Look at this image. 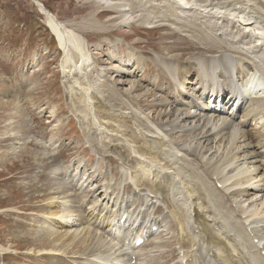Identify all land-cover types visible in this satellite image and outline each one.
Here are the masks:
<instances>
[{
	"label": "bare ground",
	"instance_id": "1",
	"mask_svg": "<svg viewBox=\"0 0 264 264\" xmlns=\"http://www.w3.org/2000/svg\"><path fill=\"white\" fill-rule=\"evenodd\" d=\"M32 1L62 52L64 79L77 88L90 65L87 41ZM93 1L109 13L98 30L161 28L166 38L177 37L171 50L185 40L201 54L185 59L164 50L153 61L131 56L127 64L99 70L118 78L122 96L142 92L138 96L149 100L140 113L117 115L104 100L94 104L102 119L88 133L89 147L101 155L116 150L131 178L111 172L108 179L81 160V178L62 189L49 182L57 195L44 216L52 231L36 241L41 250L34 255L63 257L64 264H169L165 251L174 242L178 264H264V0ZM149 63L163 71L173 92L143 84ZM247 83L259 92L243 89ZM83 90L86 96L91 89ZM82 107L92 116V107ZM135 121L141 132L130 125ZM81 193L92 199L89 208ZM148 207L155 208L153 216ZM140 238L145 244L137 246Z\"/></svg>",
	"mask_w": 264,
	"mask_h": 264
},
{
	"label": "rangeland",
	"instance_id": "2",
	"mask_svg": "<svg viewBox=\"0 0 264 264\" xmlns=\"http://www.w3.org/2000/svg\"><path fill=\"white\" fill-rule=\"evenodd\" d=\"M39 1L46 11L58 21L77 29L74 33L79 34L82 41H87L90 65L85 72L88 74L79 76L81 85L71 87L63 77L62 52L46 26L45 16L37 3L32 0H0V248L6 250L4 257L0 256V264L64 262L63 257L62 262L60 257H36L33 252L41 250V247L34 245L36 241L52 231V225L44 216L51 214L53 209L47 205L57 195L50 193L47 184L53 182L56 189H62L61 185L65 187L76 177L81 178V169L77 167V162L81 160L89 170L98 169L97 173L104 174L108 179L112 176L111 172L117 178L119 175L124 179L131 178L116 160V150H111L114 152L111 155H101L95 148L89 147L90 132L100 125L102 119L95 112V103L104 100L108 112L117 115L121 112L130 114L131 110L140 113L149 102L146 97L142 96V99L138 96L142 92L134 93L129 99L122 96L124 93L120 89L123 86L118 85V78L111 80L108 74L100 75L99 70H104L111 63L115 68L127 64L131 56L142 61L143 58L153 61L154 56L163 54L164 50L175 52L170 47L172 43H179L177 37L166 38L161 28L138 26L132 30L124 29L127 32L122 33L115 28L107 32L105 29L98 30L105 25L109 13L103 5L93 0ZM117 39L121 44L116 45ZM175 54L187 59L199 56L201 51L184 40ZM113 56L117 60L110 61ZM143 67L144 85L154 86L158 93L159 89H164L165 93L173 92L167 85L169 80L162 75L163 71L155 69L150 63ZM86 87L91 90L85 96L83 89ZM85 98L89 103L85 104ZM86 105L92 107L94 116L81 113V109H84L82 106ZM130 125L136 133L143 129L136 121ZM174 181L175 178L172 182L182 186L180 180H176L179 183ZM126 186L130 193L131 185ZM78 199L86 201V194H79ZM91 202L92 199L86 201L88 208ZM143 207L146 208V205ZM147 209L148 216H153L155 208ZM167 246L165 254H171L169 264H178L179 246L174 242ZM159 260L160 257H157L156 261Z\"/></svg>",
	"mask_w": 264,
	"mask_h": 264
}]
</instances>
